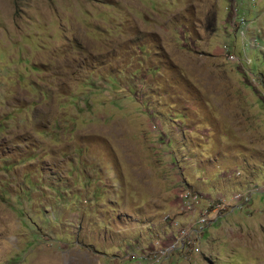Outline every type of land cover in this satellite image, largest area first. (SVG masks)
I'll use <instances>...</instances> for the list:
<instances>
[{"label":"rangeland","instance_id":"rangeland-1","mask_svg":"<svg viewBox=\"0 0 264 264\" xmlns=\"http://www.w3.org/2000/svg\"><path fill=\"white\" fill-rule=\"evenodd\" d=\"M0 264H264V0H0Z\"/></svg>","mask_w":264,"mask_h":264},{"label":"built area","instance_id":"built-area-1","mask_svg":"<svg viewBox=\"0 0 264 264\" xmlns=\"http://www.w3.org/2000/svg\"><path fill=\"white\" fill-rule=\"evenodd\" d=\"M241 196H238L237 198H240ZM206 218L202 219L201 222H205Z\"/></svg>","mask_w":264,"mask_h":264}]
</instances>
